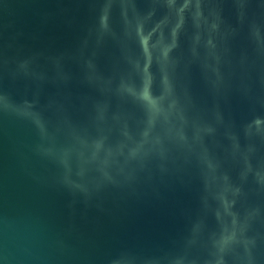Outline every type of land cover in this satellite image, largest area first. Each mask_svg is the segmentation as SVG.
<instances>
[{"label":"water","instance_id":"95a60500","mask_svg":"<svg viewBox=\"0 0 264 264\" xmlns=\"http://www.w3.org/2000/svg\"><path fill=\"white\" fill-rule=\"evenodd\" d=\"M0 264H264V0H0Z\"/></svg>","mask_w":264,"mask_h":264},{"label":"snow or ice","instance_id":"6c2138e0","mask_svg":"<svg viewBox=\"0 0 264 264\" xmlns=\"http://www.w3.org/2000/svg\"><path fill=\"white\" fill-rule=\"evenodd\" d=\"M148 97H147V95L145 96V99H147Z\"/></svg>","mask_w":264,"mask_h":264}]
</instances>
